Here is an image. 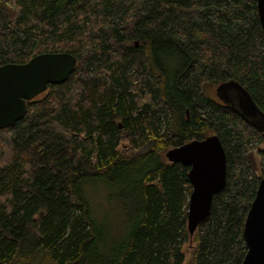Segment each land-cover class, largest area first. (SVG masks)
I'll return each instance as SVG.
<instances>
[{"label": "trees", "instance_id": "16d2710c", "mask_svg": "<svg viewBox=\"0 0 264 264\" xmlns=\"http://www.w3.org/2000/svg\"><path fill=\"white\" fill-rule=\"evenodd\" d=\"M46 52L76 65L0 128V264H240L264 176L256 1L0 0V66ZM211 134L225 186L190 235L189 167L165 152Z\"/></svg>", "mask_w": 264, "mask_h": 264}, {"label": "water", "instance_id": "95a60500", "mask_svg": "<svg viewBox=\"0 0 264 264\" xmlns=\"http://www.w3.org/2000/svg\"><path fill=\"white\" fill-rule=\"evenodd\" d=\"M264 31V0H255ZM76 58L68 52L40 53L25 63L0 66V128L23 118L26 101L41 94L50 83H61L74 71ZM235 90L236 107L250 119L261 118V112L246 90L229 82ZM165 157L189 167L191 192L188 198L187 230L193 234L210 212L214 194L225 186L226 155L217 135L193 139L169 148ZM242 236L246 253L240 264H264V176L260 178L255 197L247 211Z\"/></svg>", "mask_w": 264, "mask_h": 264}, {"label": "flooded vegetation", "instance_id": "af4514ba", "mask_svg": "<svg viewBox=\"0 0 264 264\" xmlns=\"http://www.w3.org/2000/svg\"><path fill=\"white\" fill-rule=\"evenodd\" d=\"M232 89H233V87L229 84L220 85L217 88V95L223 102H227L229 104H235V106H236V100L234 99L235 95H234L233 99L230 96H228V91L232 90Z\"/></svg>", "mask_w": 264, "mask_h": 264}, {"label": "rangeland", "instance_id": "374dc122", "mask_svg": "<svg viewBox=\"0 0 264 264\" xmlns=\"http://www.w3.org/2000/svg\"><path fill=\"white\" fill-rule=\"evenodd\" d=\"M213 88H214V86H212V89ZM234 95H235V90L234 89L228 91V96H230L232 98ZM186 261H187V258H186Z\"/></svg>", "mask_w": 264, "mask_h": 264}, {"label": "bare ground", "instance_id": "6f19581e", "mask_svg": "<svg viewBox=\"0 0 264 264\" xmlns=\"http://www.w3.org/2000/svg\"><path fill=\"white\" fill-rule=\"evenodd\" d=\"M190 195V194H189Z\"/></svg>", "mask_w": 264, "mask_h": 264}]
</instances>
